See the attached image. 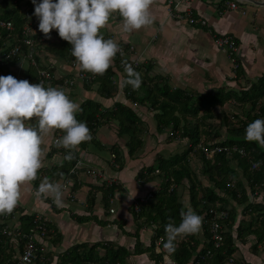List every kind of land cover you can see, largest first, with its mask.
<instances>
[{
  "label": "crops",
  "instance_id": "1",
  "mask_svg": "<svg viewBox=\"0 0 264 264\" xmlns=\"http://www.w3.org/2000/svg\"><path fill=\"white\" fill-rule=\"evenodd\" d=\"M230 1H236L238 10L229 8L228 2ZM167 5V0H153L151 11L154 22L132 33L123 31V18L119 13H114L108 24L102 29L105 38H113L122 47L131 46L133 48L132 51L127 49L125 58L130 62L135 59L139 60L140 65L136 68H139L141 75H144V71L150 67L148 76L152 78L159 77L161 80L158 81L159 86L166 83L171 91L182 89L187 95H198L211 94L219 89L223 91L246 89L250 83L256 81L264 73V0H190L187 4L179 3L177 6L173 2L171 7H175L177 10L186 7L191 8L194 11L193 14L197 18L203 19L206 24L200 22L188 24L185 21L176 20L169 15ZM23 8H27V5H23ZM52 31L55 32L52 40L57 41L58 31L55 29ZM37 32L43 33L39 28ZM222 35L230 37L237 50L235 55L237 70L235 73H232L233 63L215 44V38ZM37 53L42 64L49 65L53 70L58 68L66 72L67 75L59 72L52 73L56 78L64 77V81H68L71 78L70 76L80 69L78 62L76 68H74L48 51L42 52L43 54L41 51H37ZM26 57L27 55L22 57L20 63H27L29 69L32 63L27 59H23ZM113 69L115 76H117L114 82L117 81L118 83V91L112 98H105L99 94L97 91L98 82L87 85L80 80H75L76 82L71 85L68 94L79 105L87 99L93 100L100 105L102 112L114 108V104L118 102L132 107L141 121L139 124L142 127V149L134 158L128 156L125 146L126 137L123 136L118 141L114 139V135L117 136L115 134V132L117 133L116 122L99 125L92 134V140L82 142L77 148L71 150L57 143L54 144L52 140L51 136L56 139V135H58V133L55 134V130L59 132V138L64 135L63 130L55 129L45 136L43 145L45 156L41 169H50L60 165L64 160L65 151H74L72 154L76 152L73 157L76 156V163L80 166L76 170L69 171L72 175L67 177L68 186L64 189L62 204L58 205L50 196L37 198V188L34 182L31 181L23 185L22 198L10 213L13 219L12 224L7 221L10 228L21 223L19 217L24 214L50 218L53 227L52 232H56V235L55 237L46 236L47 238L38 237L40 251L45 258L44 261L42 260L43 262L40 261L41 264H45L46 261H49L50 264H57L58 256L62 252L81 243H87L90 246L95 243L105 244L111 242L115 247L119 246L133 252L136 237L139 236L141 245L148 247L153 226L141 225L139 227L142 221L134 219L132 207L133 203L139 200L140 197H145L147 193L152 194L159 187L161 178L158 180L156 177L151 176L153 174L140 177V172L143 171L144 173L145 168L155 164L158 157H164L161 154L165 152L162 151L167 150L169 146L175 150L179 149L182 144L185 150L189 149L188 142L190 141L186 137H170L167 139L169 146H165L166 144L160 142L158 148H154L157 152L155 151L154 156L151 155L152 152L150 151H152L154 145L149 140L150 136L156 137L158 140L165 139L168 135L170 136L171 127H164L159 131L158 119L159 115L163 113L160 114L159 111L152 109L147 101L143 104L131 100L128 95L129 91L124 89L127 72L115 69V67ZM154 69L162 72L151 74ZM27 73L28 75L25 71L23 72L24 79L36 81L34 72L32 73L33 76L30 70H27ZM173 78L175 81H173ZM150 86L152 87L153 83ZM55 87H58V85H55ZM135 90L138 92V96L145 94L143 89ZM153 91L156 94V88H153ZM228 102L237 105L234 100ZM175 114L181 115L177 110ZM182 117L180 118L182 125L184 122L194 123L191 116L186 115L185 118L189 120H182ZM113 127L116 128L115 132ZM124 137L125 139H123ZM114 145L119 147L124 155L120 162L115 160L116 156L110 150ZM112 155H114L113 158ZM121 162L122 165H120ZM232 167L238 177L243 180V185L248 191L245 204H237L229 198L230 206L234 207V211L237 213L231 229L232 234L236 237L238 226L241 225L240 222L246 221L245 223H248L252 216L255 217L251 212L245 211V206L251 201L263 202L264 190L256 189L252 192L241 175V168L236 165V162L232 163ZM89 170L98 171L97 175L102 174V177L91 175ZM104 179L112 180L118 186L110 199L108 210L103 205V190L106 183ZM45 180L62 184L64 177L58 180H50L46 175L39 174V184ZM110 209H113V212L110 213ZM77 217H87L88 220L77 222ZM14 218L16 219L14 220ZM96 219L105 222V225L96 222ZM118 221L121 223L119 224ZM241 226L243 228V225ZM136 231L137 234H134ZM202 234L200 230V245L204 239ZM54 239L56 242H53ZM18 240L17 237L9 239L15 249V255L20 251L17 247ZM256 240L255 235L252 233L244 236L242 234L240 240L235 239L238 250L237 256L240 261L249 264H264L262 244H257V248L262 251L260 249L257 252L252 251L251 246ZM156 246L154 252L161 253L163 258V262L159 264H176L170 252L163 245L161 247ZM99 250L103 255L105 249L99 247ZM127 261L130 264H154L147 251L130 255Z\"/></svg>",
  "mask_w": 264,
  "mask_h": 264
},
{
  "label": "trees",
  "instance_id": "2",
  "mask_svg": "<svg viewBox=\"0 0 264 264\" xmlns=\"http://www.w3.org/2000/svg\"><path fill=\"white\" fill-rule=\"evenodd\" d=\"M24 1V5H27V8H22ZM30 2L31 0H0V20L13 21L15 31V34L10 35L6 29L0 27V34L2 36L0 46L3 47L7 39H14L12 47H10L11 49L14 46H18V50L14 54L3 58V64L6 67L9 66L8 68L15 67L20 62L22 56L28 55L31 52L34 64H30L29 69L35 73L36 81H34V84L39 83L43 79L42 82L46 87H55V85L63 83L64 77L53 78V68L49 65H42L41 58L37 53L42 41L46 42V46H44L46 51L63 59L67 64H71L72 62L77 63V60L72 55V46L68 41L61 38L59 34H57V41H53L52 37L55 32L51 31L50 36L39 33L37 32L39 28L37 24L29 25L30 27H34V31L31 32L33 34V44L26 45L24 43L21 33V30L23 31L22 27L31 22L33 23L34 20V10L29 6ZM10 5H12L11 9H9ZM5 52L2 53V56H5L7 53ZM128 64H131V62L125 57L115 56L114 63L111 64L104 74L94 75L93 80L83 82L87 85L98 82L97 91L99 94L105 98H112L118 91L117 85L112 81V77L115 76L113 67L120 71H125ZM43 69L46 71V75L40 74V71ZM134 69L138 72L140 71L139 68ZM149 70L150 67L144 71V75H141L142 84L140 90L143 89V92H145L143 96H138V92L130 84H126L124 87L125 91H129L128 95L134 102L145 104L147 101L152 106V109L159 111L160 114L163 113L159 115L158 119L159 131L169 126L171 127L170 136L178 138L186 137L192 143V148L169 158L158 157L156 164L145 168L144 173L143 171L140 172V177L153 174L151 175L152 177L155 178L158 175L162 179L159 187L152 193L153 197L141 204L139 212H132L136 221H142L139 227L141 225L153 226L154 238H151L148 247H143L139 241V236H137L133 252L119 246L115 247L111 242L105 244L95 243L90 246L87 243L76 244L58 256L57 264H130L127 261L130 255L141 254L146 251L149 252L154 264L163 262L162 254L154 252L155 239L161 238L160 245H164L167 239L165 226L170 222L179 224L181 222L182 211L187 210L177 196V186L181 184L183 179H186L189 183L191 208L201 216L204 214V220L209 222L214 217L213 214L209 213L210 208L224 210L227 213V217L225 219H217L220 225L219 233L223 236L219 248H214L213 242L209 239V224H204L203 221L202 237L204 239L201 245L199 238L200 231L183 236V239L175 242L176 250L175 252H170V254L176 264H194L195 260L199 259L200 256L210 257L207 260L213 264H228V260H233V253L237 250L235 239L240 240L242 234L244 236L248 233L254 234L257 239L251 246L252 251L257 252L260 249L257 248L258 243L262 244V249L264 250V201L248 203L245 206V211L251 212L255 217L252 216L248 223H245L246 221L240 222L243 228L241 225L238 226L236 237L232 234L231 229L237 213L234 211L235 208L230 206L229 202L230 198L237 204H245L248 198L247 188L243 185V180L238 177V174L232 167V163L236 162V165L241 168V175L252 192L253 190L260 189L259 184L264 179V147L260 146L258 142L248 141L245 138L247 125L257 118H264V73L256 81L250 83L249 87L245 86L247 87L246 89L239 91L233 89L223 91L219 89L211 94L187 95L182 89L171 91L169 85L166 83L159 86L158 81H161L160 78L149 77ZM9 72H6V75L10 74ZM89 75L91 76L92 73L90 72ZM151 83H153L152 87L150 86ZM153 88H156L157 95L153 91ZM230 100L236 102L240 113L233 115V118L236 119V124L233 127L226 128L225 138L219 141L218 138L221 136V133H219L218 127H215L211 122V120L216 118L214 108L217 106L222 107ZM80 107L82 111L77 113V118L87 122L91 133H94L95 129L101 124L116 122L118 125L117 136L126 137L125 146L128 156L134 158L141 151L143 146L141 138L142 127L139 124L141 121L132 107L118 102L114 104V108L106 109L102 112L100 105L91 99L82 102ZM176 110L181 115H176ZM186 115L191 116L194 119V123L184 122L182 125L180 118L183 116L182 120H187L185 118ZM222 121L224 124L228 122L226 115H223ZM201 140H203V145L209 146L225 147L236 145L242 148L245 154L241 155L237 152L226 154L220 152L214 154L209 159L202 150L193 151V156L201 162V176H205V182H201L199 176L197 177V173L190 165L189 157L194 146ZM212 140L215 142L207 144ZM110 150L114 152L117 162H120L124 158L123 153L116 145L112 146ZM68 152L64 153V160L60 165L38 171L37 178L33 180L36 188L39 186V174L46 175L50 180H58L72 175L69 171L76 164V156L68 160L65 158ZM253 161L261 164L255 171L251 169V162ZM120 165H122V162ZM156 169H158V172H155ZM173 184H175V187L170 188ZM117 188L118 186L115 183L110 186L105 185L103 190V205L107 210L110 205V199ZM198 191L202 193L200 197ZM35 218L33 214H24L19 217L25 236L29 234L31 226L35 227ZM76 220L77 222H85L88 219L87 217H77ZM96 222L105 225V222L101 220L96 219ZM118 223L120 224L121 222L118 221ZM5 226L6 224L3 219L0 218V264H5V261L8 259L12 260L15 255V249L9 242L11 237L7 235ZM51 226L46 223L47 237L53 235V233H49V231H53L50 230L53 229ZM134 234H137V231ZM17 238L19 239L18 244L16 242L17 247L22 251L26 239L24 237ZM53 242H56V240L54 239ZM99 247L105 249L103 255L100 253ZM37 253L38 258L35 263L41 264L40 261L45 260L44 255H42L41 251H37ZM45 264H50V262L46 261ZM200 264H206V260L201 261ZM233 264L249 263L233 260Z\"/></svg>",
  "mask_w": 264,
  "mask_h": 264
},
{
  "label": "clouds",
  "instance_id": "3",
  "mask_svg": "<svg viewBox=\"0 0 264 264\" xmlns=\"http://www.w3.org/2000/svg\"><path fill=\"white\" fill-rule=\"evenodd\" d=\"M39 29L50 36L53 29L72 46V55L83 71L104 74L120 50L113 38H105L102 29L114 13L123 18V31L132 33L154 22L153 0H32ZM126 84L139 89L140 72L126 65ZM80 105L60 87L45 86L42 81L0 75V214L11 213L22 198V187L37 178L43 166L45 136L55 129L64 135L57 144L75 149L92 140L86 121L79 120ZM245 138L264 147V118L246 127ZM73 159L69 151L65 157ZM255 166H259V162ZM64 185L45 180L36 189L37 198L52 197L63 203ZM203 217L194 209L181 213L179 224L165 226L163 247L175 252L179 237L198 233Z\"/></svg>",
  "mask_w": 264,
  "mask_h": 264
},
{
  "label": "built area",
  "instance_id": "4",
  "mask_svg": "<svg viewBox=\"0 0 264 264\" xmlns=\"http://www.w3.org/2000/svg\"><path fill=\"white\" fill-rule=\"evenodd\" d=\"M173 3L175 2V6H177L179 3L183 4H187L190 2V0H167V3ZM228 6L231 7V9H235V10H238V5L236 3V1H230L228 2ZM30 7H32L33 10H35V6L34 4L32 3V0L30 2ZM245 12V11H244ZM184 15L187 17L188 21L190 23H196V22H200V23H204L205 21L203 19H199V18H195L193 15H192V12L191 10L186 7L185 9H178L176 11V13L173 14V18L174 19H177V18H183ZM30 24H37L39 25V20L38 18L35 16L34 14V20H33V23H29V24H26L24 25L22 28H23V31L21 30V33H22V36H23V41L26 45H32L33 44V34L31 33V27L29 26ZM0 27H3L4 29H6L7 31H13L14 30V24L11 20H0ZM218 45H221V46H234V42L229 39L228 37H225L223 39H220V40H217L216 41ZM127 49L129 51H132L133 48L131 46H128V47H122L120 46V50L118 51L117 55L116 56H120V57H126V54H127ZM18 50V46H14L12 49H10L6 54H5V58L9 57L10 55L14 54L16 51ZM236 48H233L231 49L228 54L230 56L233 57L234 61L232 62L233 63V66L235 68H237V65H236ZM28 59H30V62L32 64L33 63V57H32V53L30 52L28 55H27ZM72 67L76 68L77 66V63L76 62H72L70 64ZM128 65H131L132 67L136 68L137 66L140 65V62L139 60L135 59L134 61L131 62V64H128ZM78 70H81V69H78ZM76 71V73L74 75H71L70 79H68V81H64V84L69 87L71 85H73L76 81V79H80L82 81H90V80H93V77H94V73H92V75L90 76L88 71ZM53 72H61L62 74H66V72L56 68L55 71ZM41 75H46L45 71H41L40 73ZM69 76V75H68ZM43 81V79H42ZM56 143H57V138L54 140ZM194 151L195 150H202L203 153H205L206 157L207 158H210L212 157L214 154L216 153H220V152H224L226 154H231L233 152H237L241 155H244L245 154V151L236 146V145H232V146H225V147H220V146H212V145H202L200 143H198L194 148ZM112 157H114V155H112ZM257 164V162H252L251 163V169L253 171L257 170L258 167L255 166ZM261 165V164H259ZM80 166L76 163V165L70 169V171L72 170H76L77 167ZM156 172H158V169H156ZM95 177H102V174H99ZM107 183V185H111L112 181L111 180H107V179H104ZM68 183V182H67ZM259 188L264 190V179L263 181H261V183L259 184ZM151 193H147V195L145 197H140L139 200L135 201L133 203V209L135 212H139L140 211V206L142 203H145L147 202L150 198H151ZM110 212H113V209H110ZM209 213L210 214H213L214 217L211 219V222H210V227H211V232H210V237L209 239L213 242V245H214V248H219L221 243H222V240H223V236L218 232V229H219V224L217 223V216H221V217H224L226 218L227 214L225 211H217L216 209L214 208H210L209 209ZM37 223L35 225L34 228H31L30 229V232L27 236L25 235H22V236H19V237H24L26 239L25 241V244H24V247L22 249V251H19L17 255H15L13 257L12 260H6L5 261V264H34L35 260L38 258V253L37 251H39V247L37 245V239L38 237H44L46 235V218L45 217H40V216H37ZM19 234V233H17ZM160 242L158 241L157 242V246H159ZM211 252V251H210ZM210 255V254H208ZM210 258V257H204V256H200L199 259L195 260L194 264H200L201 261H204L206 260V264H213L211 263L210 261H208L207 259Z\"/></svg>",
  "mask_w": 264,
  "mask_h": 264
},
{
  "label": "rangeland",
  "instance_id": "5",
  "mask_svg": "<svg viewBox=\"0 0 264 264\" xmlns=\"http://www.w3.org/2000/svg\"><path fill=\"white\" fill-rule=\"evenodd\" d=\"M24 3H25V1L23 2V5H24ZM12 8V5H10L9 6V9H11ZM22 8H23V6H22ZM13 22V21H12ZM9 32V34L10 35H13V34H15V31L13 30V31H8ZM1 39H2V36H1V34H0V41H1ZM13 42H14V39H7L6 41H5V45L3 46V47H1L0 46V75H6V72H8V71H10L9 73L11 74V75H13V76H15L16 78H18V79H24L25 77H24V75H23V72L25 71L26 72V75H28V73H27V70L29 71L30 69H28V67H27V63H25L24 61V63L22 64V63H20L22 60H20V62L15 66V67H10V68H8V67H6L4 64H3V58H5V56H2V53L4 52V51H6V52H8V50H10L11 48L10 47H12V44H13ZM1 44V43H0ZM44 46H46V42L45 41H42V43H41V45H40V47H39V51H41V53L43 52V53H45L46 51H45V48H44ZM9 47V48H8ZM219 49V48H218ZM43 50V51H42ZM220 51H222L221 49H219ZM5 52V53H6ZM223 53H225L226 54V56L228 57V60L230 61V62H233V59H231V58H229V54H228V52L229 51H227V52H225V51H222ZM42 53V54H43ZM22 57H24V56H22ZM23 59H27L29 62H30V59H28L27 57L26 58H23ZM31 63V62H30ZM42 63V62H41ZM22 64V65H21ZM42 65H44V64H42ZM47 65V64H46ZM56 70V68L53 70V71H55ZM125 70V69H124ZM162 70V69H161ZM236 70H237V68H235V67H233L232 66V73H235L236 72ZM126 71V70H125ZM162 71H159L158 69H154V72L153 73H151V74H158V73H161ZM30 73H31V75H32V73H33V71H31L30 70ZM61 73V72H60ZM163 74V73H162ZM233 75V74H232ZM33 76V75H32ZM116 77L117 76H113L112 77V81H114V80H116ZM27 79V78H26ZM57 79V78H56ZM49 80H53V79H49ZM55 80V79H54ZM173 81H175V79L173 78ZM30 83H34V81H32V80H30L29 81ZM115 84L117 85V87H118V83H117V81L115 82ZM58 87H60V88H63L67 93H70V90H71V86L70 87H67L65 84H64V81H63V83L62 84H60V85H58ZM67 87V88H66ZM214 113H215V115H216V118L215 119H213V120H211V122L213 123V125H215V127H218V130L220 131L219 133H221V136L218 138V140L220 141L221 139H223V138H225V134H226V128H229V127H233L235 124H236V119L235 118H233L234 116V114L236 113H240V109L238 108V106L237 105H235V104H233V102H227L226 104H224V106H222V107H220V106H217V107H215L214 108ZM223 115H226L227 116V118H228V122L226 123V124H224L223 123V121H222V118H223ZM187 120H189V119H187ZM210 122V123H211ZM219 125H221V126H219ZM116 127V126H115ZM117 127H118V125H117ZM115 129V130H114ZM118 129V128H117ZM62 131V130H61ZM113 131L115 132L116 131V128H114L113 127ZM58 133V135H56V138H57V136H58V138H57V140L59 139V132H57L56 130H55V134H57ZM91 134H93V133H91ZM115 134L117 135V133L115 132ZM149 136V135H148ZM52 137V140H53V142H54V144H56V142L54 141L55 139H53V138H55V137H53V136H51ZM170 137H173L174 138V136H167L165 139L163 138V139H160V140H158V138H154V137H152V136H150V141L152 142V144L154 145V147L152 148V151H150V152H152V156H154V153H155V151L157 152V150H155L154 148L156 147V148H158V144L160 143V142H162V143H164V144H166L165 146H169L168 144H169V142H168V138H170ZM179 137H181L180 135H179ZM120 138H122V137H118V136H116L115 137V135H114V139H116L117 141H118V139H120ZM148 138V137H147ZM178 138V137H177ZM181 138H183V137H181ZM123 139H125V137L123 138ZM214 140H216V139H214ZM189 141V140H188ZM215 141H209L207 144H209V143H214ZM189 144V146H188V148H192V143H191V141L190 142H188ZM200 144H202L203 143V140H201L200 142H199ZM203 145V144H202ZM180 148L179 149H171V147L169 146V147H167V150H165V151H162V152H165V153H162L161 155L162 156H164V157H168L169 158V156H172V155H176V154H180V153H182V151L183 150H185L184 149V147L182 146V144H181V146H179ZM195 147V146H194ZM53 148V147H52ZM159 151H161V150H159ZM194 151V149H192V153H190L189 154V157H190V165H191V167L194 169V171L197 173V177L199 176V179H200V181L201 182H205V176H201V163H200V161L196 158V157H194L193 156V152ZM66 152V151H65ZM63 153H64V151H63ZM159 153H161V152H159ZM155 157H157V156H155ZM213 157V156H212ZM212 157H210V158H212ZM113 158V157H112ZM209 158V159H210ZM155 164H156V161H155ZM75 166V165H74ZM73 166V167H74ZM90 171V173H91V175H93V176H96L97 175V173H98V171H96V170H89ZM92 172L94 173V174H92ZM155 172H156V170H155ZM156 178L158 179V180H160V178H161V176H158V175H156ZM112 181V180H111ZM161 181H162V179H161ZM68 180H67V177L65 176L64 177V180L62 181V184L65 186L64 187V189H66V187L68 186ZM114 183V181H112V183H111V185ZM105 185L106 186H110V185H107V183H105ZM188 185V186H187ZM175 187V184H173L170 188H172V187ZM188 187H189V183H188V181L186 180V179H183V181L181 182V184L179 185V186H177V196L179 197V200H180V202L181 203H183L184 205H185V207L188 209V208H191V205H190V199H189V196H188V194H189V189H188ZM198 194H199V197H200V195L202 194L201 193V191H198ZM152 198V197H151ZM250 203H255L254 201H251ZM133 207H132V212H133ZM111 213V212H110ZM3 215V214H2ZM204 215V214H203ZM202 215V217H203V221H206V220H204V216ZM16 216V215H15ZM49 218V217H48ZM48 218L46 219L47 221H46V223L47 224H50L51 225V220H50V218H49V220H48ZM16 218H14V220H15ZM8 221H10V223L12 224L13 223V219L11 218V219H8ZM7 223V222H6ZM20 227L22 226L21 225V223H19L18 224ZM52 227V226H51ZM22 228V227H21ZM50 230H52V229H50ZM150 230H151V227H150ZM53 233L52 231H49V233ZM55 232V231H54ZM149 232H151V231H149ZM201 232L203 233V230H202V228H201ZM55 233H53V235H52V237H55ZM149 236V235H148ZM46 237V235L44 236V238ZM47 238V237H46ZM149 238H150V241H151V238H154V228H153V230H152V232H151V235L149 236ZM181 239H183V236L182 237H179L178 238V241H180ZM160 242L161 241V238H157V239H155V246L157 245V242ZM159 246L161 247L162 245H160L159 244ZM157 247V246H156ZM155 249V248H154ZM160 249V248H159ZM260 251H262L261 249H260ZM157 252V251H156ZM238 250H236L235 251V253L233 254V260H237V261H240V259L238 258ZM233 260H228V263H232L233 264Z\"/></svg>",
  "mask_w": 264,
  "mask_h": 264
},
{
  "label": "bare ground",
  "instance_id": "6",
  "mask_svg": "<svg viewBox=\"0 0 264 264\" xmlns=\"http://www.w3.org/2000/svg\"><path fill=\"white\" fill-rule=\"evenodd\" d=\"M168 5V7H169V10H168V13H169V15L173 18V14L174 13H176V11H177V9L175 8V7H171L172 6V4L173 3H167ZM229 8H231V7H229ZM190 10H191V12H192V15L195 17V18H197L194 14H193V9H191V8H189ZM176 20H179V21H185V22H187L188 24H194V23H190L189 21H188V19H187V17L184 15V17L183 18H177ZM197 23V22H196ZM202 24V23H201ZM203 24H206V22H204ZM32 31H34V27H31V32ZM225 37H228V36H226V35H222V36H218L217 38H215V44H216V46L219 48V49H221L222 51H225V52H227V51H230L231 49H233V48H235L234 46H221V45H218L217 44V40H220V39H223V38H225ZM229 39H230V37H228ZM229 58H231V59H233L232 58V56H229ZM233 61H234V59H233ZM42 71H45V70H42ZM46 72V71H45ZM40 73H41V71H40ZM95 76L97 75V74H94ZM52 76H53V78H55L56 79V77L52 74ZM59 78V77H58ZM76 80H80V79H76ZM80 81H82V80H80ZM92 174H94L93 172H92ZM65 187V186H64ZM152 195V194H151ZM152 197V196H151ZM217 211H220V210H217ZM222 211H224V210H222ZM227 214V213H226ZM37 216H39V215H37ZM37 216H36V218H37ZM11 217H12V215H10V213H4L3 215L2 214H0V218H2L3 219V221H4V223L6 224V226H5V228H6V233H7V235L8 236H10L11 238H15V237H19V236H22V235H25V233L23 232V230H22V228L19 226V225H16V226H14V227H12V228H10V227H8V223H6L7 221H8V219H11ZM227 217V216H226ZM35 218V220H34V222L35 223H37V219ZM217 219H225L224 217H221V216H217ZM210 222H211V220L208 222V221H204V224L205 223H208L209 225H210ZM217 223L219 224V220H217ZM36 225V224H35ZM31 228H34V226H31L30 228H29V232H30V229ZM209 228H210V232H211V227L209 226ZM219 230H220V225H219V229H218V232H219ZM17 233H19V234H17ZM40 238H44V237H40ZM37 245H38V247H39V244H38V239H37ZM39 251H40V247H39ZM36 261V260H35ZM35 263V262H34Z\"/></svg>",
  "mask_w": 264,
  "mask_h": 264
}]
</instances>
